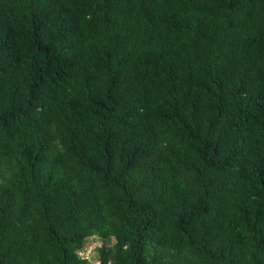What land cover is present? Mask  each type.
Masks as SVG:
<instances>
[{"label":"trees","instance_id":"trees-1","mask_svg":"<svg viewBox=\"0 0 264 264\" xmlns=\"http://www.w3.org/2000/svg\"><path fill=\"white\" fill-rule=\"evenodd\" d=\"M264 264V0H0V264Z\"/></svg>","mask_w":264,"mask_h":264},{"label":"rangeland","instance_id":"rangeland-1","mask_svg":"<svg viewBox=\"0 0 264 264\" xmlns=\"http://www.w3.org/2000/svg\"><path fill=\"white\" fill-rule=\"evenodd\" d=\"M102 245V241L97 237H91L87 240L84 249L80 255L89 259L92 264H100L98 261L97 248Z\"/></svg>","mask_w":264,"mask_h":264}]
</instances>
